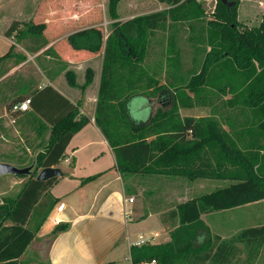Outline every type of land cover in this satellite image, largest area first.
I'll list each match as a JSON object with an SVG mask.
<instances>
[{
	"label": "trees",
	"instance_id": "obj_1",
	"mask_svg": "<svg viewBox=\"0 0 264 264\" xmlns=\"http://www.w3.org/2000/svg\"><path fill=\"white\" fill-rule=\"evenodd\" d=\"M193 1L112 25L104 48L96 123L115 153L122 180L139 175L233 183L191 198L170 210L166 219H162L163 223L172 224L170 242L132 247V264L152 261L156 264H177L180 261L187 264H231L235 248L221 243L219 237H212L200 217L264 200V12L258 25L247 27L236 20V0L232 3L218 1L209 14H204L201 6ZM113 12L110 8L112 18L115 17ZM205 16L208 17V52L201 72L186 83L174 82L166 78L170 71L166 67L162 85L172 91L183 89L192 93L194 104L187 103L191 100L188 95L190 100L186 98V103L179 101V104L193 107L196 102L203 101L205 87L212 81L211 73L217 70L221 83L218 92L225 98V107L234 111L232 119L226 117L222 125L212 117L178 119L171 111L166 113L162 109H157L153 115L148 111L138 113V106L144 99L134 93L138 89L135 82L127 83L123 95H116L115 78L120 73L134 75L143 72L139 64L148 54V38L158 32L164 33L174 25L189 24ZM21 25L26 27L30 43L34 45L27 48L30 52L36 53L46 45L43 23L12 21L5 37L18 36ZM102 39L99 29L90 28L69 35L67 42L73 50L97 53L102 48ZM13 51L11 46L0 58V63L14 57ZM49 52L51 49L46 51ZM173 54V44L170 43L168 57L176 58ZM168 66L177 67L172 60ZM90 83L89 74L84 86ZM29 97L39 118H42V108L50 106L55 111L63 108V101L68 104L50 86L35 90ZM21 100L23 98L14 102ZM10 107L12 109V104ZM77 116L73 108L50 125L48 144L27 166L34 165L35 170L55 168L63 159L71 138L89 123L87 117ZM121 118L128 125V136L114 125V121ZM57 180L38 182L36 176H31L10 207L0 205V264H15L23 256L58 202L48 195ZM65 229V225L57 226L52 236ZM230 241L245 245L249 261H256L260 256L264 261V226L244 229ZM217 242L220 243L216 245Z\"/></svg>",
	"mask_w": 264,
	"mask_h": 264
},
{
	"label": "crops",
	"instance_id": "obj_2",
	"mask_svg": "<svg viewBox=\"0 0 264 264\" xmlns=\"http://www.w3.org/2000/svg\"><path fill=\"white\" fill-rule=\"evenodd\" d=\"M19 1L0 0V58L8 52L11 46H14L16 51L19 49L29 55L35 54L27 49L34 46L32 43L23 48L16 42L21 30L26 29L25 26L21 25L18 36L13 34L10 38L5 37L4 33L12 21H19L23 24L29 21L34 24L43 23L45 25L43 38L46 45L37 53L42 55L44 84L36 90L50 86L64 97L68 104L63 101V108L55 111L50 106L42 108V118H39L31 105L26 112L11 111L9 105L13 106L20 102H14L15 99H30L29 95L34 90L27 96L19 95L9 102L5 101L4 108L10 122L23 120L29 130H32L31 124L36 122L46 127L50 133V125L75 108L77 118L80 115L87 117L89 123L71 138L63 159L55 166L63 175L58 177L50 188L51 192L60 183V179H69L70 195L75 191L78 194L77 198L72 200L71 213L67 215L66 204L61 198H55L58 199L57 205L40 226L23 256L15 261V264H40L35 255V244H42L46 241V252L42 264H132L130 250L132 247H139L137 243L140 239L145 241L143 245L155 246L169 243L171 237L170 229L167 230L162 222L163 211L159 207L152 208L146 203L142 204L141 211H139L140 207L135 206L134 200L132 203L128 202V199L134 197L135 194L129 195L131 191L125 187L117 169L115 153L96 123L104 48L112 32V29H109L111 22L106 14L102 17V22H97L90 16L92 13L89 12L90 8L79 9L75 6L73 10H60L62 4L57 3L55 7L50 0H23L22 10H19L16 6ZM257 1L263 2L264 5V0ZM14 10L20 12L15 15ZM88 16L90 20H85ZM23 17L27 19V22L22 21ZM132 19L134 17L121 18L119 22L124 23ZM90 28L101 31L103 35L101 50L97 53L73 50L67 42L68 36ZM26 38L28 39V36ZM48 49H51V52L46 53ZM12 60L13 57L0 63V80L4 75L9 74L10 70L6 68ZM46 65L48 69L45 70ZM17 72L15 70L7 77L11 79V76ZM89 74L91 83L84 86L85 78ZM137 95L144 99L141 105L137 103L139 105L137 112L148 111L151 115L149 107L146 106L145 97ZM90 178L93 179L87 180ZM126 178L141 177L137 175ZM97 183L99 184L92 187L89 194L87 189L89 184ZM50 196L54 198L51 194ZM61 204L64 205V209L58 212L57 207ZM54 219H58L59 225H65L66 229L52 236L55 228L59 226L54 225ZM26 254L32 257L22 263ZM28 255L26 258L30 256Z\"/></svg>",
	"mask_w": 264,
	"mask_h": 264
},
{
	"label": "rangeland",
	"instance_id": "obj_3",
	"mask_svg": "<svg viewBox=\"0 0 264 264\" xmlns=\"http://www.w3.org/2000/svg\"><path fill=\"white\" fill-rule=\"evenodd\" d=\"M53 6L61 3L60 10H73L75 6L79 9H89L91 17L97 22H102V17L106 14L111 22L109 29L113 24H121V18L141 17L148 14L161 12L179 6L181 3L193 0H50ZM220 0H195L193 2L201 6L204 14L212 13L216 3ZM233 0H227L232 3ZM235 1V0H234ZM238 3L235 7L237 22L247 27L256 26L261 21L264 5L263 2L255 0H236ZM23 0H20L16 5L19 10H22ZM110 8L113 9L115 17H111ZM14 10V14L20 11ZM15 18V17H14ZM27 22L26 18H21ZM90 20L89 16L85 20ZM208 17L198 18L192 22L181 25H174L164 33H155L148 38V54L145 56L142 63L139 65L143 72L136 74H128L127 72L120 73L118 78H115L116 95H123L127 83H138V89L135 94H140L147 100L146 106L149 107L152 115L157 109H162L164 112L171 111L177 115L178 119L186 117L204 118L212 117L217 119L222 125L226 117L232 119L234 111L225 107L224 97L218 92V87L221 83L218 79L217 70L211 73V84L205 87L203 92V101L197 103L193 107H182L179 101L186 103V98L190 97L187 103L194 104L192 93L184 91H172L169 87L162 85L165 79L166 67L170 69L166 78L169 81L186 83L195 75H198L203 67L205 55L208 52L207 47V22ZM26 34V35H25ZM28 36V39L26 38ZM26 33V29L21 30V34L16 42L24 46H29L30 40ZM25 38V39H24ZM170 43L173 44L175 57H168ZM14 47V46H13ZM38 52V51H37ZM28 54L19 49L12 52L14 57L11 63L6 68L9 74L13 71H18L9 79L4 75L0 80V162L8 163L14 167H30L36 154L44 149L48 144L49 130L42 124L33 122L32 130H29L23 120H18L11 123L4 108L5 101H11L15 96H27L30 92L42 87L44 65L42 55ZM173 54V55H174ZM176 64V68L172 69L168 66L170 61ZM48 66H45V70ZM1 72V70H0ZM122 74V75H121ZM149 79V80H148ZM210 79V80H211ZM151 81V82H150ZM158 83V84H157ZM188 95V96H187ZM118 109L116 101L114 102ZM116 127H120L121 133L130 135L128 125L121 118L114 121ZM40 169L35 170L34 165H31V173L27 176L6 175L0 178V205L10 207L20 192L24 183L31 177L37 176ZM141 178L129 179L123 181L125 187L131 192L129 195H134L135 206L139 211L144 204H150L159 207L163 211L162 219H166L170 210L175 209L178 205L187 200L208 194L217 189L223 188L233 182L227 180H187L184 178H165L155 176H145ZM97 184H89L88 192ZM118 185V183H116ZM71 186L69 179H60V183L48 195L54 198H61L66 204V214L69 215L72 211L73 198H77V191L70 195ZM50 192V194H49ZM137 195V196H136ZM143 204V205H142ZM57 205V204H56ZM130 205V204H129ZM145 207V206H144ZM149 207V208H151ZM201 222L207 227L212 237H219L221 243H228L235 248V255L231 257V264H264L262 256L256 261H249L248 250L242 243H231L230 240L244 229L264 226V200L246 204L231 210L217 212L212 215L201 216ZM167 230L172 229L170 222L163 223ZM177 226L178 221L174 222ZM220 242H217L218 245ZM213 244V243H212ZM214 245V244H213ZM211 245V247L213 246ZM47 241L42 244H35V255L38 262L42 264L44 254L46 252ZM26 254L25 260H28L32 255ZM31 259V258H30ZM125 263V262H124ZM128 264V263H126ZM177 264H187L180 261Z\"/></svg>",
	"mask_w": 264,
	"mask_h": 264
},
{
	"label": "water",
	"instance_id": "obj_4",
	"mask_svg": "<svg viewBox=\"0 0 264 264\" xmlns=\"http://www.w3.org/2000/svg\"><path fill=\"white\" fill-rule=\"evenodd\" d=\"M225 3V0H223ZM31 173V167L17 168L10 164L0 162V177L5 175L27 176ZM63 174L58 168H44L36 176V181L46 182L48 180L61 177Z\"/></svg>",
	"mask_w": 264,
	"mask_h": 264
},
{
	"label": "built area",
	"instance_id": "obj_5",
	"mask_svg": "<svg viewBox=\"0 0 264 264\" xmlns=\"http://www.w3.org/2000/svg\"><path fill=\"white\" fill-rule=\"evenodd\" d=\"M29 106H30V100H29V99H25V100H23V101H21V102H19V103L14 104V105L12 106L11 111H13L14 113H16V112H26V111L29 110ZM128 202H129V203H132V202H133V199H132V198H129V199H128ZM63 209H64V205H63V204H61V205H59V206L57 207V211H58V212H62ZM53 223H54V225L57 226V225L60 224V221H59L58 219H54V220H53ZM144 243H145V241L142 240V239H140V241L137 243V245L141 246V245H143ZM140 264H156V262H155V261H152V262H150V263H140Z\"/></svg>",
	"mask_w": 264,
	"mask_h": 264
}]
</instances>
